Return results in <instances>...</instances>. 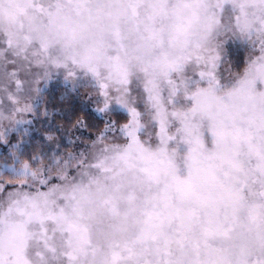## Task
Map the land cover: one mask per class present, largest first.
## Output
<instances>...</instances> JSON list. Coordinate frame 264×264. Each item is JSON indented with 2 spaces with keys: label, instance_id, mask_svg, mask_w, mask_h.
I'll use <instances>...</instances> for the list:
<instances>
[{
  "label": "snow or ice",
  "instance_id": "1",
  "mask_svg": "<svg viewBox=\"0 0 264 264\" xmlns=\"http://www.w3.org/2000/svg\"><path fill=\"white\" fill-rule=\"evenodd\" d=\"M0 145V264H264V0H0Z\"/></svg>",
  "mask_w": 264,
  "mask_h": 264
},
{
  "label": "trees",
  "instance_id": "2",
  "mask_svg": "<svg viewBox=\"0 0 264 264\" xmlns=\"http://www.w3.org/2000/svg\"><path fill=\"white\" fill-rule=\"evenodd\" d=\"M243 51L240 49H233L231 51L230 55L231 58L235 61L234 58L236 54H241ZM238 60V59H237ZM66 96L65 99H62V97ZM84 95L82 92L77 95L73 94L71 92H66V89L64 86L59 85L58 83H52L49 87V92L47 95L46 102L49 105L50 111H60L61 109H70L74 106H79V104L83 101ZM11 138L13 139V142L15 141L16 137L15 134H10ZM6 155V150L4 147V150L2 153H0V156Z\"/></svg>",
  "mask_w": 264,
  "mask_h": 264
},
{
  "label": "rangeland",
  "instance_id": "3",
  "mask_svg": "<svg viewBox=\"0 0 264 264\" xmlns=\"http://www.w3.org/2000/svg\"><path fill=\"white\" fill-rule=\"evenodd\" d=\"M233 49H238V48H236V47H233V48H232V51H233ZM243 54H244L243 52H242L241 54H239V55H238V54H236L234 58L237 60V59H239L240 57H242V56H243ZM53 83H58L59 85H62V86H64V84H63V82H62V81H59V82H57V81H55V80H54V81H53ZM81 92H82V94L84 95V92H83V91H81ZM3 150H4V146H3V145H0V153H2V152H3Z\"/></svg>",
  "mask_w": 264,
  "mask_h": 264
}]
</instances>
